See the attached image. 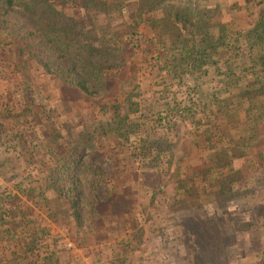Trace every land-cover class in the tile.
<instances>
[{
    "label": "rangeland",
    "instance_id": "374dc122",
    "mask_svg": "<svg viewBox=\"0 0 264 264\" xmlns=\"http://www.w3.org/2000/svg\"><path fill=\"white\" fill-rule=\"evenodd\" d=\"M131 1L116 0V4L123 2L126 6L123 17L110 14L112 10L105 8L101 1L96 3L93 8L96 14L92 15L96 35L92 34L93 46L101 48L104 42L100 35L103 33L123 35L124 27L136 15L132 11L153 2L137 0L135 6L130 4ZM263 2L169 0L166 8L143 15L155 25L170 10H215L218 7L219 14L211 20L216 27L212 29V35H218V23L226 24V42L239 46V39L247 35L258 14H264ZM152 28L147 24L140 25V35L152 38ZM5 41L6 38H0V42ZM156 55L157 52L153 57ZM138 57L130 59L121 72L104 70V94L108 96L85 99L76 90L46 76L34 62H18L15 46L0 50V188L12 189L30 177L29 174L40 172L30 158L33 127L37 130L36 127L44 125L51 133L47 126L55 124L61 129L59 122L68 120L78 131L92 133L94 118H100V114L92 113L94 106L112 103L113 95H117L122 111L128 115V125L138 124L139 127L129 136V141H122V144L116 138L110 142L99 138L103 141L99 149L103 151V159L97 158V162L108 178L101 191L109 192L108 185L111 184L119 194L118 203L125 202L134 210L131 214L127 212L130 210H121L123 219L107 224L99 233V224H93L92 229L89 227L97 232L94 236L98 239L95 242L93 237L90 244L83 242L86 226L79 233L70 225L61 226L57 219L48 224L42 222L43 231L66 247L58 254V264H264L263 121L259 120L256 137L246 143L245 156H236L229 166L232 169L230 175L235 179L232 190L219 194L221 182L215 185L213 180L222 181L228 176L229 169L219 159V153L228 155L227 151H219L227 146L226 141L221 144L219 140L210 147L203 137H195L198 129L191 123L192 118L183 121L182 117L177 119L166 110L187 109L193 103L200 106L211 102L213 106L221 107L230 93L224 90L225 84L221 82L225 79V68L220 71L218 64L207 74L197 77L196 82L185 80L181 83L168 76L166 70L158 68L154 63L156 58L146 57L144 53ZM233 57L229 63H236V66L240 58ZM123 71V82L120 83ZM49 90L55 91L58 99L63 96L61 103L48 94ZM27 103H31L33 113L23 115L29 108ZM54 107L58 110H53ZM43 108L52 110L48 114L50 119L41 112ZM235 110H238L235 114H239L241 109ZM261 113L264 117V106ZM222 120L212 119V128L206 125L202 131L212 132L216 127V131H227L235 139L247 136L242 126L232 131L225 126L219 129ZM38 135L42 138L46 134L41 135L38 131ZM37 155L41 158L39 153ZM115 178L116 187L110 182ZM84 189L88 191L87 185ZM68 243L74 248L70 249Z\"/></svg>",
    "mask_w": 264,
    "mask_h": 264
},
{
    "label": "trees",
    "instance_id": "16d2710c",
    "mask_svg": "<svg viewBox=\"0 0 264 264\" xmlns=\"http://www.w3.org/2000/svg\"><path fill=\"white\" fill-rule=\"evenodd\" d=\"M99 1L112 10L110 14L123 17L126 6L123 2L116 4V0H0V38L7 39L6 43L0 42V50L15 46L18 62H34L46 76L76 90L85 99L108 96L104 94V70L121 72L130 59L136 60L141 53L156 58V66L181 83L185 80L196 82L197 77L219 64L220 71L225 68V79L221 81L225 84L224 90L230 92L229 99L222 102L221 107L213 106L212 102L200 106L193 103L187 109L174 107L166 112L177 119L182 117L183 121L192 118L191 123L198 129L195 137H203L210 147L219 140L221 144L226 141L227 146L219 149L228 152V155L219 153L225 168L229 169L236 156H245L246 143L256 137L259 120L264 124L261 113L264 106V14H258L247 35L239 39V46H231L232 43L226 42V24L218 23V35H212L216 27L211 20L219 14L218 7L215 10H170L153 25L143 14L150 15L151 11L166 8L169 1L153 0L132 11L136 15L124 27L123 35L114 32L100 35L105 44L101 43L98 49L92 44V34L95 35L92 15L96 14L93 8ZM136 2L132 0L130 4ZM146 24L153 27L150 30L152 38L140 35V25ZM159 28L161 31L157 32ZM233 56L240 58L236 66V63H229ZM123 77L124 71L119 77L120 83ZM44 88L47 89L45 85ZM48 92L61 103L62 95L58 99L55 91ZM27 105L29 108L23 115L33 113L31 103ZM237 107L241 109L239 114H235ZM41 112L51 118L48 114L52 110L43 108ZM92 113L100 114V118H94L92 133L78 131L68 120L59 122L61 129L55 124L47 126L51 133L44 125L36 127L37 130L32 128L30 158L41 170L29 174L30 177L12 189L0 188V264H58V254L66 247L43 231L42 222L51 223L57 219L61 226L70 225L79 233L86 226L83 242L90 244L93 237L95 242L98 239L94 236L97 232L89 227L92 229L93 224H99V233L107 224L123 219L121 210H130L129 214L134 210L125 202L118 203L119 194L111 184L109 192L101 191L108 178L101 171L97 158L103 159V151H99L101 142L115 138L121 144L129 141L139 125H128V115L122 111L117 95H113L112 103L94 106ZM214 118L217 122L224 119L219 129L225 126L232 131L242 126L247 136L235 139L227 131H216V127L212 132L202 131L206 125L212 128ZM38 131L46 135L38 137ZM236 150L243 152L237 154ZM231 172L230 168L225 180H213L215 185L221 182V195L232 190L235 179ZM116 180L110 179L114 187L118 184ZM108 216L111 218L107 219Z\"/></svg>",
    "mask_w": 264,
    "mask_h": 264
},
{
    "label": "built area",
    "instance_id": "2783aa9c",
    "mask_svg": "<svg viewBox=\"0 0 264 264\" xmlns=\"http://www.w3.org/2000/svg\"><path fill=\"white\" fill-rule=\"evenodd\" d=\"M70 249H73L74 247H73V245L71 244V243H68V245H67Z\"/></svg>",
    "mask_w": 264,
    "mask_h": 264
}]
</instances>
